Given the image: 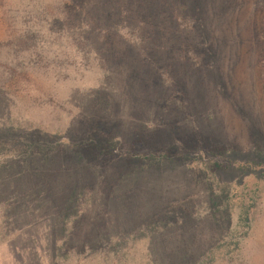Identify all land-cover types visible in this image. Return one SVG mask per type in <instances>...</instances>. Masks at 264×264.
Instances as JSON below:
<instances>
[{
	"label": "rangeland",
	"instance_id": "1",
	"mask_svg": "<svg viewBox=\"0 0 264 264\" xmlns=\"http://www.w3.org/2000/svg\"><path fill=\"white\" fill-rule=\"evenodd\" d=\"M104 8L0 0V171L56 184L0 264H264V0Z\"/></svg>",
	"mask_w": 264,
	"mask_h": 264
},
{
	"label": "trees",
	"instance_id": "2",
	"mask_svg": "<svg viewBox=\"0 0 264 264\" xmlns=\"http://www.w3.org/2000/svg\"><path fill=\"white\" fill-rule=\"evenodd\" d=\"M110 1L111 0H99L100 5L105 7L103 13L105 12V9H109L108 5L110 4ZM141 11L143 12V9ZM152 12H156V10L152 9L150 13L152 14ZM105 16L108 17L110 14L108 13ZM108 18L109 20L111 19V17ZM105 25L108 26V32H116V29H118V26H116L113 21H107ZM130 25V28L134 27L137 30L141 26L134 23H130ZM157 36L158 35H155V37ZM165 40L166 39L159 35L155 38V40H153L154 42L151 40L153 44H151V47L148 45L147 49L149 52H151V50H161L163 48L162 46H164ZM23 146L26 148L31 147L30 137L23 138ZM21 165L22 164L12 167L11 173H6L4 170L0 171V181L2 183H0V193L3 191L1 194L5 195V197H2L0 194V243L18 235L19 230H17L15 220L25 217L31 218L33 216V212L40 211L41 209H47L49 205L55 201L54 197L51 196V193L52 188H56V184L53 183L52 186H50V178L47 179L44 174L39 175L40 177L38 175V177L32 175V171H27L26 174V170L30 168H25L23 165L20 167ZM20 176L22 177L21 179ZM5 179H12L13 183L8 185ZM75 195L76 191L72 190L71 195L67 200L68 204H66V208L70 209V207L76 204L78 197ZM26 224H28V222ZM61 251H64L63 254L69 253L64 247H61L60 250L56 249L57 254H61Z\"/></svg>",
	"mask_w": 264,
	"mask_h": 264
}]
</instances>
